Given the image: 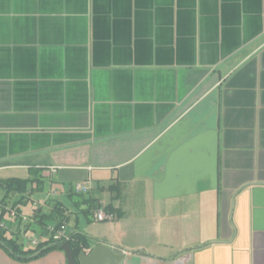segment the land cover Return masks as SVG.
I'll use <instances>...</instances> for the list:
<instances>
[{
    "label": "crops",
    "instance_id": "0c3cea01",
    "mask_svg": "<svg viewBox=\"0 0 264 264\" xmlns=\"http://www.w3.org/2000/svg\"><path fill=\"white\" fill-rule=\"evenodd\" d=\"M11 178L32 180L20 213L63 205L65 234L122 249L120 264H264V0H0ZM2 194L11 222L19 195ZM0 264L66 258L0 248Z\"/></svg>",
    "mask_w": 264,
    "mask_h": 264
},
{
    "label": "trees",
    "instance_id": "16d2710c",
    "mask_svg": "<svg viewBox=\"0 0 264 264\" xmlns=\"http://www.w3.org/2000/svg\"><path fill=\"white\" fill-rule=\"evenodd\" d=\"M31 181L32 180L30 179L11 178L0 182V189L3 191L1 202L3 204L8 203L10 196L17 193L19 198L15 200L11 206L13 208L15 207L20 214L18 205L26 203V196L24 193ZM80 195L83 196L84 194L80 193ZM98 206V204L95 205V207ZM107 207H109V205ZM87 210H92V208H87L84 212H87ZM66 211L67 208L63 207V205L61 206L60 204L54 205L49 211H44L41 207L34 208L31 219L32 222L38 226V229L40 228L39 232L41 235L46 231L49 223L54 222V230L51 232H45L38 244L36 246H31L24 243L20 228L15 231L0 228V248L11 258L17 261L26 262L39 258L50 251L61 250V244L67 242L76 264H79L78 255L81 252L90 250L91 238L85 232L80 230L73 231L67 236V238H53V233L58 230L60 225L67 219L68 211ZM18 221L20 222V219ZM30 224V221H28L25 225H23V233L27 231Z\"/></svg>",
    "mask_w": 264,
    "mask_h": 264
},
{
    "label": "water",
    "instance_id": "95a60500",
    "mask_svg": "<svg viewBox=\"0 0 264 264\" xmlns=\"http://www.w3.org/2000/svg\"><path fill=\"white\" fill-rule=\"evenodd\" d=\"M67 264H76L74 256L67 242L61 244ZM124 258V251L118 247L98 242L87 252L78 255L79 264H120Z\"/></svg>",
    "mask_w": 264,
    "mask_h": 264
},
{
    "label": "built area",
    "instance_id": "2783aa9c",
    "mask_svg": "<svg viewBox=\"0 0 264 264\" xmlns=\"http://www.w3.org/2000/svg\"><path fill=\"white\" fill-rule=\"evenodd\" d=\"M52 171H55V168H51ZM88 183L87 182H84V183H76L75 184V189L76 191L78 192H86L88 190ZM34 205H36V202H34ZM3 206L2 204L0 203V210H2ZM9 211V218H11V222H6V221H0V227L3 228V229H11L13 231L17 230L16 228L18 226H16L18 223L17 221L20 219V222H23V221H27V217H25L22 213H18L14 208H11V209H8ZM105 217L104 213L102 210L98 211L97 214H96V219L98 220H103ZM110 217V216H109ZM12 220L14 222H12ZM28 221H32V219L30 218ZM55 228V224L54 223H49L47 229L45 232L49 231L51 232L52 230H54ZM44 232V233H45ZM43 233V234H44ZM41 235V233H37V234H24V239L23 241L31 246H36L39 242V240L42 238V236L44 235ZM67 238V235L65 234V226L64 224H61L60 225V228L58 230H56L54 233H53V238L55 239H58V238Z\"/></svg>",
    "mask_w": 264,
    "mask_h": 264
},
{
    "label": "rangeland",
    "instance_id": "374dc122",
    "mask_svg": "<svg viewBox=\"0 0 264 264\" xmlns=\"http://www.w3.org/2000/svg\"><path fill=\"white\" fill-rule=\"evenodd\" d=\"M32 212H33V207H32L31 202H30V203H27V204H26V208L23 209V215H24L25 217H27V221H23L24 223H27L28 220L32 217ZM73 214H75V216L81 215L80 218H84V219H85V224H84V222H79V223H78V226H77L78 229H79V227H82V228H84L88 233L92 234V226L94 227V225L92 224V213L87 214V216H84V215L81 214V213H77V214H76V212H74ZM74 222H75V220H73V219L69 220V223H68L69 226L72 227V226L74 225ZM30 223H31L32 226L34 225L32 221H30ZM84 225H85V226H84ZM83 226H84V227H83ZM35 227H36V229L38 228L37 225H35Z\"/></svg>",
    "mask_w": 264,
    "mask_h": 264
}]
</instances>
